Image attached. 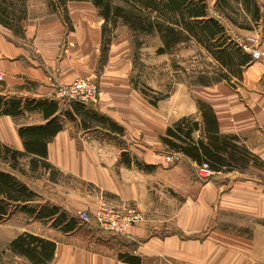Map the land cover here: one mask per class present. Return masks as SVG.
<instances>
[{
  "label": "crops",
  "instance_id": "crops-1",
  "mask_svg": "<svg viewBox=\"0 0 264 264\" xmlns=\"http://www.w3.org/2000/svg\"><path fill=\"white\" fill-rule=\"evenodd\" d=\"M67 7L73 25L67 35L69 45L80 38L90 41L89 32L97 34L101 42L104 20L98 11H89L90 7L96 8L93 1H70ZM79 19L82 21H77ZM63 29L61 19L48 7L38 21L32 20L25 26L24 35L33 37L32 43H2L3 81L18 85L22 96L41 97L54 90L53 82L72 80L77 75V66L70 55L66 56L70 53L59 57L56 65L53 62L58 51L52 45ZM115 51L109 50V62ZM95 60L90 69L94 68ZM256 67L254 63L245 68L241 77L243 89H230L219 81L205 88L206 97L200 98L213 108L219 133L233 137L231 144L243 153L241 165L228 171H216L215 177L223 175L231 180L225 189L214 187L210 181L191 188L193 207L175 205L170 208L161 201L164 190L171 187L163 182L162 175L174 173L178 179L185 180V168L167 165L160 156L143 151L137 154V148H131L130 165H125L121 155L125 151L123 147L101 138L93 139L91 133L95 131L91 132L90 128L82 129L76 138L71 134V125H79V120L66 121L47 142L46 156L38 158L79 181L81 187L49 181V199L41 203L46 202L50 209L57 207V211L39 217L38 208L33 213L15 210L0 222L4 244L9 247L14 238L25 232L49 240L55 248L47 264H264V75L257 74ZM196 112L194 104L177 119ZM100 113L125 127L115 114ZM25 114L37 117L21 125L44 122L39 112ZM10 123L13 125L12 116L0 115V142L26 153L18 128L10 127ZM125 132L124 128L121 135L110 134L122 137ZM197 132L195 140L203 138L201 132ZM133 156L151 168L134 166ZM27 186L39 195L35 201L39 202L41 192L35 186ZM101 204L117 208L130 206L142 212L145 218L126 232L115 233L101 230L93 221L84 222L78 217L80 211L94 212ZM61 213L64 219L59 217ZM220 213L225 217L214 218ZM11 253L21 264H37L27 255L12 250Z\"/></svg>",
  "mask_w": 264,
  "mask_h": 264
},
{
  "label": "rangeland",
  "instance_id": "rangeland-1",
  "mask_svg": "<svg viewBox=\"0 0 264 264\" xmlns=\"http://www.w3.org/2000/svg\"><path fill=\"white\" fill-rule=\"evenodd\" d=\"M70 1L90 2V0H63V2L61 0H4V2L0 0V6L6 8V12L1 14V18L7 21V24L0 22V47L2 43L8 41L17 45L32 43L33 37L26 38L24 35L25 26L32 20L38 21V17L41 18L42 13L49 7L61 19L64 26L63 33L59 34L57 42L52 45V48L58 51V54L55 55L57 57L53 58L54 65H56L59 57L64 56L65 52L70 53L66 56L70 55L77 66V75L72 80L81 77L88 78L96 81L99 86V96L94 102L87 103L85 108L94 110L99 114L105 111L115 114L124 123L125 127H122V132L124 128L126 129V132L123 133L125 136L114 135V137L104 138L100 133L102 128L96 127L99 124L98 119L77 115L79 122L82 123L84 119L86 124L93 127L90 129L91 132L95 131V133H91V137L93 139L95 137L101 138L116 146L120 145L130 156L131 148H137L139 151H135L137 154L143 151L154 157L160 156L167 165L185 168V180L178 179L174 173L168 175L163 173L162 175L163 182L168 183L171 187L164 190L161 201L163 205H169L170 208L175 207V205L181 208L186 207V209L193 207L195 200L194 195L190 194L191 188H197L199 185L204 186L210 181L215 185L214 187L225 189L231 180H227L223 175L215 177L217 173L213 170L214 173L207 176L208 173L201 168V165L188 162L182 153L168 148L160 136L165 134L167 126L182 118L183 116L177 119L180 114L188 112L194 104L197 105V112L185 116L199 117L198 101L202 100L200 98L206 97L205 88L208 86L223 81L230 89H243L241 77L247 65L230 69L222 67L205 48V45L192 38L166 47L156 27L153 32L141 31L139 25L136 29L120 17L115 20L111 18L102 23L101 42L98 40L97 34L94 35L89 32L87 36L90 41H83L80 38L73 45H69L67 35H69V30L73 29L70 11L67 7V3ZM202 1L206 4L208 15L220 20L227 31L231 32L228 34L233 42L243 52L251 55L253 61L249 66L257 63L258 71L256 73L264 75V0H256L257 7L253 4L247 9L236 0H225L220 3L219 0ZM110 2L111 6H122L129 12L133 11L134 13H130L132 19L135 18V12H139L136 18L144 23L159 17L157 10L150 5L161 2V0H153L148 6L146 5L147 0H134L137 4L136 7H132L128 0H111ZM217 7L232 18L234 23L225 15L217 12ZM96 8L90 7L89 11H98V15L101 16L99 9ZM148 18L150 19L148 20ZM98 19L102 18L99 17ZM135 19L134 21L137 22L138 20ZM77 21L81 22L82 19ZM144 23H141L140 26ZM241 44L250 50H244ZM159 48H165V50L159 53L157 51ZM256 48L263 52L260 59H255L252 56L251 51ZM110 49L116 51L114 58L109 62L107 59ZM2 58L3 56H0V64ZM94 58L96 59L94 68L90 69L94 63ZM54 68L57 69L55 66ZM238 68L241 70L240 75ZM0 76H3L1 72ZM72 80L58 82L69 84ZM20 90L18 85H8L0 78V95L33 98L31 95L22 96L18 93ZM49 92L43 96L57 100L62 110L70 108V101L65 98L58 99L53 91ZM108 116L113 118V115ZM36 117L35 114L26 115L25 113L13 117V125L10 123V127L18 128L22 123L34 121ZM62 119L63 124L70 121L64 117ZM1 125L8 129L5 123H1ZM82 129L80 124L71 125V134L77 138ZM197 133L195 131L193 137H196ZM31 157L27 153L20 156L16 161L14 170H11L9 166L12 164V160L8 156L0 165L16 173L28 185L35 186L42 195V199L39 200L40 203L42 200L49 199V181H58L68 185L71 183L73 187H81L79 181L61 173L40 158L33 163L30 160ZM133 158L134 166H137V162L142 163V161L135 159V156ZM34 182L39 185H35ZM99 206L109 205L101 204L97 208ZM94 212H89V214L92 216ZM218 214L214 218L225 217L223 213ZM3 236L4 233L0 225V264H21V260L13 255L9 247L4 244Z\"/></svg>",
  "mask_w": 264,
  "mask_h": 264
},
{
  "label": "trees",
  "instance_id": "trees-1",
  "mask_svg": "<svg viewBox=\"0 0 264 264\" xmlns=\"http://www.w3.org/2000/svg\"><path fill=\"white\" fill-rule=\"evenodd\" d=\"M63 2V0H61ZM93 4L99 9L104 21L118 17L133 27L141 31L153 32L156 30L161 34L163 43L166 47L187 39H194L205 45V48L211 53L213 58L225 68L244 67L253 60L250 54L241 50L229 36L224 24L216 17L208 15L206 4L202 0H161L150 5L153 0H147V6L150 5L157 10V19L148 22L136 18L139 12H135V18H131L130 13L122 6H111V0H92ZM132 7H136L134 0H128ZM225 0H219V3ZM244 6L245 9L251 5H256V0H236ZM4 2V0H2ZM219 5V4H218ZM221 6V5H220ZM138 8V6H137ZM150 8V7H148ZM217 12L225 15L231 22L232 18L226 15L221 8H216ZM136 11V10H135ZM257 11V10H256ZM6 12V8L0 6V22L7 24L1 14ZM134 19L137 21L135 22ZM171 22V23H168ZM141 23L144 25L140 26ZM137 29V28H136ZM165 48H159L157 51L163 52ZM238 68V69H239ZM239 75L241 70H238ZM59 102L45 96L41 97H13L0 95V115H10L12 117L21 116L24 113L39 112L44 119L43 123L20 125L18 135L27 154L33 155V163L44 158L47 153V142L63 128V117L70 121H76L77 115L91 116L99 120L97 128L101 130L104 138L114 137L110 132L122 134V127L114 123L104 115L94 110L85 108L86 104L80 102H70V108L62 110ZM199 117L183 116L174 124L167 126L165 134L160 136L162 142L170 149L182 153L184 156L195 161L198 165L206 163L210 170L228 171L244 162L243 153L231 144L230 136H224L219 133L218 122L213 108L205 102L198 101ZM83 129L93 128L86 124L85 120L79 122ZM96 127L95 130H96ZM200 131L203 138L194 139L193 133ZM234 146V147H233ZM25 153L11 148L0 142V164L8 157L12 160L9 164L11 170L16 168V161ZM122 161L125 165H130L131 158L128 152H122ZM136 163V162H135ZM139 168L150 169V165L137 162ZM39 195L27 186L16 173L0 165V221L7 219L15 210H27L35 212L38 208V216L44 217L57 211V207L50 209L45 203L35 202ZM31 205L30 207H28ZM65 218L63 213L59 216ZM12 251L27 255L37 264H46L53 255L55 244L44 238L22 233L9 243Z\"/></svg>",
  "mask_w": 264,
  "mask_h": 264
},
{
  "label": "built area",
  "instance_id": "built-area-1",
  "mask_svg": "<svg viewBox=\"0 0 264 264\" xmlns=\"http://www.w3.org/2000/svg\"><path fill=\"white\" fill-rule=\"evenodd\" d=\"M241 47L244 50H250L242 44ZM251 52L255 59H260L263 54V52L257 48ZM53 87L56 98H65L70 102L75 101L83 104L94 102L100 93L96 81L82 77L73 79L69 84H62L56 81ZM201 168L208 173L207 176L214 173L209 169L206 163H203ZM78 217L84 222L93 221L96 227L101 230L115 233H124L131 226L144 219V215L134 208L125 207L118 209L110 206H99L92 216L88 211L82 210L79 212Z\"/></svg>",
  "mask_w": 264,
  "mask_h": 264
}]
</instances>
